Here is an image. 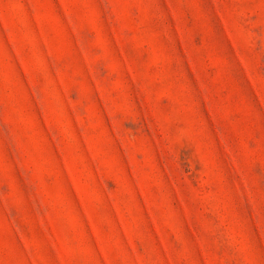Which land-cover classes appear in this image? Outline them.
Returning a JSON list of instances; mask_svg holds the SVG:
<instances>
[{"label":"rangeland","instance_id":"rangeland-1","mask_svg":"<svg viewBox=\"0 0 264 264\" xmlns=\"http://www.w3.org/2000/svg\"><path fill=\"white\" fill-rule=\"evenodd\" d=\"M0 264H264V0H0Z\"/></svg>","mask_w":264,"mask_h":264}]
</instances>
